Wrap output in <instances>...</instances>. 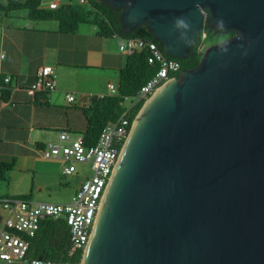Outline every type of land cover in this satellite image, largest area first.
Here are the masks:
<instances>
[{"label":"water","instance_id":"obj_1","mask_svg":"<svg viewBox=\"0 0 264 264\" xmlns=\"http://www.w3.org/2000/svg\"><path fill=\"white\" fill-rule=\"evenodd\" d=\"M185 59L132 122L81 264H264V0H94Z\"/></svg>","mask_w":264,"mask_h":264},{"label":"crops","instance_id":"obj_2","mask_svg":"<svg viewBox=\"0 0 264 264\" xmlns=\"http://www.w3.org/2000/svg\"><path fill=\"white\" fill-rule=\"evenodd\" d=\"M0 55L1 72L12 78L0 91V165L7 166L0 168V198L66 203L80 186L78 172L63 176V164L40 150L62 130L84 136L85 110L109 95L108 84L117 88L127 57L115 36H100L93 25L66 33L58 22L32 20L26 11L0 12ZM44 66L54 69L56 88L43 100L25 89Z\"/></svg>","mask_w":264,"mask_h":264},{"label":"built area","instance_id":"obj_3","mask_svg":"<svg viewBox=\"0 0 264 264\" xmlns=\"http://www.w3.org/2000/svg\"><path fill=\"white\" fill-rule=\"evenodd\" d=\"M74 4L88 6L87 0H74ZM57 0L44 3L40 8L56 10ZM204 17L200 30L201 45L206 40V25ZM118 52L126 57L147 52V62L155 65L157 71L153 77L133 96H122L124 112L115 121L107 122L93 145H86L80 134L62 130L57 133L54 141L46 143L40 150L46 160H56L63 164V176L76 173L75 164H88L90 175L85 178L71 199L66 203L35 202L28 198H0V264H81L82 255L90 235L99 202L119 153L130 132L131 113L135 106L144 103L170 79L177 80L181 64L178 60L163 54L158 45L141 38H121L116 36ZM3 55H0V60ZM12 86V78L0 70V91ZM56 88V75L50 66L36 70L35 81L25 89L26 93L35 97L36 94L47 99ZM108 96H119L113 84H108ZM68 102H73V96H66ZM143 103V105H144ZM139 113V112H138ZM137 113V114H138ZM45 220L62 221L67 226L69 255L80 251L77 262H61L30 258L28 251L29 239L37 232L40 223Z\"/></svg>","mask_w":264,"mask_h":264},{"label":"trees","instance_id":"obj_4","mask_svg":"<svg viewBox=\"0 0 264 264\" xmlns=\"http://www.w3.org/2000/svg\"><path fill=\"white\" fill-rule=\"evenodd\" d=\"M88 6H79L69 3L60 4L56 10L40 8L42 0H5L0 3V12L7 14L13 11H26L32 20H52L59 24V29L66 33H75L80 25L89 24L97 29L100 36H119L121 38H141L155 42L160 49L161 44L154 40L146 27H138L132 34L124 35L119 22L121 11L113 10L104 2L87 0ZM207 43H215L223 36H233L231 32H221L204 26ZM200 33L197 34L195 43L189 49L185 59H176L181 64V70L194 69L202 57L199 52L201 45ZM148 53L141 52L127 57L125 66L118 73V95L103 96L92 101L91 106L85 110L87 129L83 136L86 145L96 143L99 133L109 121H115L124 112L122 96H133L153 77L157 71L155 65L147 62ZM178 78V75H176ZM144 101L139 102L131 113L133 119L142 108ZM6 169V165H0ZM30 247L28 256L30 258L53 260L61 262H77L81 252L75 251L69 255L67 226L62 221L45 220L35 235L29 239Z\"/></svg>","mask_w":264,"mask_h":264},{"label":"rangeland","instance_id":"obj_5","mask_svg":"<svg viewBox=\"0 0 264 264\" xmlns=\"http://www.w3.org/2000/svg\"><path fill=\"white\" fill-rule=\"evenodd\" d=\"M44 3H48L50 1H53V0H43ZM59 4H63V3H69V0H57ZM0 3L1 4H4L5 3V0H0ZM71 3H75L74 0H71ZM231 37H234L233 36H223L221 38H219L215 43H207V42H204V44L202 45L201 47V50H200V53L203 54L209 47H212V46H215V45H218V44H221L223 42H225L226 40H228L229 38ZM75 169L76 171L78 172V175L75 174V178L76 180H78V183L81 184L82 181L87 178L91 171H90V166L88 164H75Z\"/></svg>","mask_w":264,"mask_h":264},{"label":"bare ground","instance_id":"obj_6","mask_svg":"<svg viewBox=\"0 0 264 264\" xmlns=\"http://www.w3.org/2000/svg\"><path fill=\"white\" fill-rule=\"evenodd\" d=\"M159 89V88H158Z\"/></svg>","mask_w":264,"mask_h":264},{"label":"clouds","instance_id":"obj_7","mask_svg":"<svg viewBox=\"0 0 264 264\" xmlns=\"http://www.w3.org/2000/svg\"><path fill=\"white\" fill-rule=\"evenodd\" d=\"M140 111V110H139Z\"/></svg>","mask_w":264,"mask_h":264}]
</instances>
